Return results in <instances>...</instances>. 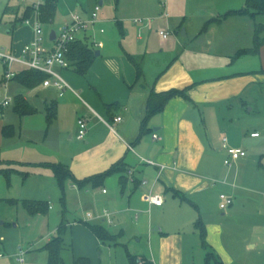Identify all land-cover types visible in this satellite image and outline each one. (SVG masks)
I'll return each instance as SVG.
<instances>
[{"label": "rangeland", "instance_id": "obj_1", "mask_svg": "<svg viewBox=\"0 0 264 264\" xmlns=\"http://www.w3.org/2000/svg\"><path fill=\"white\" fill-rule=\"evenodd\" d=\"M31 1L34 0L26 3ZM100 1L102 4L97 16L101 25L90 27L88 31V41L101 54L97 59L126 49L145 55L146 64L152 67L156 66L157 60L166 64L180 53L182 57L185 54L190 56L188 50L183 53V47L190 45L194 31L199 33L203 25L210 21L198 39V44L204 42L210 47L198 45L201 47L198 53L205 49L202 50L204 53H200L198 67L210 69L211 74H230L231 81L237 82L231 88L232 97L226 110L215 113L202 111L207 133L218 151L215 155L216 173L211 177L208 190V207L204 210V218L220 227L209 228L215 233L214 246L203 248L198 232L190 222L185 221L184 228H171L177 217L185 216L178 207L168 210L165 215L163 223L169 228H161L164 231L163 240H153L147 228H144L143 234L130 236L126 231L122 234L118 224H105L102 226L113 235L114 240L99 241L85 224H100L87 219L89 212L93 215L102 213V209L93 202L92 192L97 189L96 193H99L104 188L111 194L114 185L104 182L97 187L92 183L78 186L68 178L61 188L49 169L52 178L33 186L35 182L25 178V175L29 176L36 165L44 164L42 160L54 156L55 152L67 156L66 159L71 157L70 154L79 151L78 141L63 135L59 142L55 140V144L51 142L54 140L50 135L46 136L54 120L47 122L43 101L49 103L55 100L57 105L59 95L55 90L44 91L38 86L30 89L12 83L7 88L0 85V103L5 98L10 100L3 108L4 114L0 112V124H10L14 128V135L2 139L0 143V253L5 256L0 259V264H46L45 239L40 236L54 235L61 222L72 226L76 253L88 256L92 264H129L128 254L134 257L136 263L149 260L159 264L160 254L166 246H172L170 262L173 259L179 264H204L207 252L213 254L209 264H264V47L257 54H236L239 49L251 47L254 29L253 21L247 16H224L226 12L239 9L241 0H166V12L169 14L166 20L159 18L164 11L159 0H57L53 21L42 26L43 46L52 44L48 39L51 30L59 33L72 14L85 17L94 11ZM26 3L0 1V51L10 53L20 42L18 33L26 26L18 20ZM216 11L222 12L217 15ZM135 19H142L143 23L135 24ZM257 21L264 23V16L258 17ZM118 22L122 25V34ZM100 28L104 30L102 34ZM160 30L169 31L170 35L163 39L158 34ZM22 37H25L24 34ZM174 38L182 44H175L172 41ZM209 41L212 42L210 45ZM4 67L0 61V79L4 75ZM23 70L24 67L17 64L10 67L14 74ZM20 94L26 95L29 105L35 109L34 114L19 116L13 111L14 99ZM68 106L61 117L68 126H72L76 114L71 109V103ZM205 122L198 113L197 127L204 137ZM252 132L258 133V137H251ZM223 137L228 147H238L246 152L245 157L230 167L223 164L219 153ZM230 193L243 196L239 198L243 206L233 209L234 213L229 212L234 205L226 210L219 208L218 195ZM237 195L234 194L233 204L238 203ZM30 197L49 200L51 209L47 216L27 214L19 202ZM8 199H15L18 203L9 204ZM186 208L195 214L191 207ZM199 218L204 223V218ZM152 230L154 233L158 226ZM33 244L35 250L26 253ZM251 244L256 246L249 248ZM19 248L25 254V263L16 261ZM162 259L161 264H167L164 253Z\"/></svg>", "mask_w": 264, "mask_h": 264}, {"label": "crops", "instance_id": "obj_2", "mask_svg": "<svg viewBox=\"0 0 264 264\" xmlns=\"http://www.w3.org/2000/svg\"><path fill=\"white\" fill-rule=\"evenodd\" d=\"M32 2L22 6V12ZM243 3L244 0H241V7ZM101 4L100 1L98 6ZM163 12L159 15V18L166 20L169 14L167 17H163ZM216 12L217 15H220L222 11ZM90 14L82 18H88ZM69 20L70 18L67 22ZM134 23L142 24L143 20L135 19ZM21 24L23 25V23ZM96 25H101L99 18L90 29ZM117 25L122 34V25L119 22ZM25 26L28 28L25 27L18 33L20 42L15 47L13 46L14 48L11 50L15 54H20L23 45L32 38V28L28 25ZM88 31L85 38L84 36L79 37L80 40L89 39ZM160 31H158V34ZM99 32L102 34L104 30L100 28ZM201 32V29L199 33L194 31L190 45L183 47V53L188 50L190 56L185 54L182 57L180 53L166 64L161 60H157L156 66L149 67L146 64L145 55L122 49L121 52H114L97 59V57L101 56L98 51L99 55L96 56L85 76H80L69 68H57L60 75L65 80H68L69 83H67L70 88L58 90L52 86H38L44 91L53 89L59 95L57 105L56 101L52 100L56 105V117L54 123L51 124L52 126L50 125L51 127L48 128L46 136L50 135L49 137L54 140L51 141L50 139V141L54 143L55 140L59 142L63 135L67 136L69 140L76 139L79 151L70 154L71 157L67 159V156L62 153L55 152L54 156L42 160L44 164L34 167V171L37 172L33 171L29 176L25 175V178L27 177L34 181L35 184L33 186H37V184L46 181L45 179L49 180L50 177L52 178L49 169L52 170V165L59 164L65 166L73 178L81 181L84 178L104 173L113 166L119 165L122 168L121 171H112L98 185H103L104 182L112 183L115 187L113 193L109 194L104 188L99 193H96L98 192L97 189L92 192L93 202L99 209H102V213L103 210H106L110 214V221L102 213L93 215L91 212L89 213L92 217L87 219L95 220L101 224H95L99 226L105 224L116 226L118 224L119 228H122V234L126 231L128 234L130 233V236L143 234L145 232L144 228H147L148 234L153 240L157 238L163 240L165 239L162 238L164 231L161 228H169L163 223L165 215L168 210L178 207L185 216L177 217L171 228H184L183 224L185 221L190 222L195 228L194 223L199 217L202 216L204 218V210L208 207L210 196L208 190L211 185V177L216 173L215 155L218 152L211 135L207 133L208 127L204 120L205 118H202V111L215 113L226 110L227 103L232 97L230 94L231 88L237 85V82L231 81L230 74H211L209 73L210 69L207 70L203 66L198 67L200 53H204L202 50H205L203 48H210L204 42L198 44ZM22 34H24V38ZM159 36L161 35L159 34ZM139 39L141 38L139 37ZM172 41L175 44H182L176 38ZM89 43L91 44V42ZM208 43L210 45L212 42L209 41ZM198 45L204 46L200 53H198V49H201V47H198ZM51 46L52 44H49L46 47L49 48ZM128 55L143 57L139 79H136V69L128 60ZM12 83L18 85L11 78L6 79L1 86L7 88ZM172 89L185 90L186 97L178 94L170 97L162 110L150 116L142 127L149 94L151 92H166ZM21 96L28 103L26 95ZM51 102L43 101L45 106ZM69 103H71L73 113L76 114V121L72 123V126H68L61 117L63 112L69 107ZM3 108L0 111L1 114H4ZM198 113L201 114V119L205 122V137L197 127ZM116 117H120L121 120L114 122ZM79 119H83L86 122V135L83 140L77 139V122ZM5 125L10 124H0V143H2V139L10 138L2 135V127ZM152 134H157L160 139L153 140ZM219 153L223 157L224 164L228 154L223 147V143L222 151ZM143 160H150L155 165L146 164ZM159 165L164 166L160 173ZM129 170L132 171V179L128 174ZM72 182L74 183V181ZM142 182L145 183L142 184ZM230 192H233V190ZM149 194L160 196L162 204L159 206L150 204L147 200ZM234 194L237 195L236 193H230L228 196L234 199ZM219 195L218 199L220 200ZM237 197L238 203L233 204V200L230 206H234L230 209V213H234L235 210L233 209L238 210L239 206H243V203L239 200L243 196L237 195ZM24 199L46 200L41 197ZM46 201L49 203V200ZM183 205L191 207L195 214L189 212L188 208L183 207ZM50 209L51 205L49 203ZM48 213L43 216H47ZM204 224L206 242L208 246L213 247L215 233L212 231L213 229L210 230L209 228L220 227L214 226L205 218ZM68 226L70 228L69 239L72 242L74 257L89 258L86 255L76 253L72 240V226L70 224ZM157 226L158 230L153 233L152 228ZM55 235L56 231L54 235H41L40 238L45 239L46 244ZM109 235L114 240L113 235ZM178 245L181 247L180 240ZM255 246L256 244H251L249 248ZM34 248L33 244L32 248L26 253L30 252V250H35ZM163 253L167 257V264L180 263L173 259L170 262L172 246H166L160 254L159 264L163 262ZM24 255H22L23 262L21 263H25ZM180 258L182 260V257H179V260ZM152 260L154 259L152 258ZM149 262L155 264L154 261Z\"/></svg>", "mask_w": 264, "mask_h": 264}, {"label": "trees", "instance_id": "obj_3", "mask_svg": "<svg viewBox=\"0 0 264 264\" xmlns=\"http://www.w3.org/2000/svg\"><path fill=\"white\" fill-rule=\"evenodd\" d=\"M56 2L57 0H43V2L39 5V20L42 24L51 23L53 21L56 10ZM31 13V7L26 6L22 17L18 20V22L22 23V20L30 17ZM230 14L237 16H247L254 23L251 47L239 49L236 54L259 53L260 49L264 45V23L258 22L257 19L260 16H264V0H244L243 6L241 8L226 12L224 16L226 17ZM209 22L210 21H207L203 25L201 31L205 30ZM87 41V39H79L71 43L68 47V51L66 54L68 68L72 69L76 74L80 76H85L88 73L96 58V51L94 50L93 46ZM128 60L133 64L136 69V79H139L141 76V66L143 62V57L128 55ZM5 72L6 67H4V75L0 79V85H2V83L6 80ZM46 78L47 75L42 72L24 68L22 72L14 74L12 80L20 85H23L26 88L31 89L41 85L43 80ZM177 94L182 97H186L185 90L179 91L172 89L161 93L151 92L147 98V109L145 117L142 121V127L143 125H145L147 119L150 116L162 110L163 106L170 97ZM14 100L15 106L13 110L19 116L31 115L35 113V109H33L21 95L15 97ZM1 110L2 107H0V111ZM45 112L47 122H52L56 117V105L54 101L45 106ZM1 132L4 137H12L14 135V128L11 125H5L2 127ZM114 170L121 171L122 168L119 165H116L104 173L78 181L70 175L69 170L65 166L59 164L52 165L54 177L56 178L61 188L63 187V182L68 178L74 181V183L78 186H82L87 183H92L93 186H98L102 182V180ZM7 202L9 204L18 203V201L15 199H8ZM19 203L30 216L46 215L49 210V203L46 200L22 199ZM85 224L100 241L103 242L104 240H112V237L102 226L90 225L87 223ZM194 227L198 232L199 240L202 247L207 249L209 246L205 239V226L200 218L196 220V222L194 223ZM69 229L70 228L67 223L61 222L56 230V235L53 236L43 246V250L47 254L46 264H91L89 258L87 257H74L72 242L69 239ZM211 257H213V254L207 252L204 264H209V259ZM128 259L129 264H151L147 260H139L138 263H136L134 257L129 254Z\"/></svg>", "mask_w": 264, "mask_h": 264}, {"label": "built area", "instance_id": "obj_4", "mask_svg": "<svg viewBox=\"0 0 264 264\" xmlns=\"http://www.w3.org/2000/svg\"><path fill=\"white\" fill-rule=\"evenodd\" d=\"M2 1V0H0ZM20 4L26 3L28 0H18ZM43 2V0H34L28 6L31 7L32 13L30 17L22 20L24 25H28L32 28V38L31 40L24 44L20 54H12L0 51V61L8 68L5 72V79H11L14 76V73L10 71V67L14 64H17L21 67L32 69L35 71L42 72L47 75V78L43 80L42 86L49 87L52 86L58 90H65L70 88V85L66 82V80L60 75L59 69L68 68V61L66 58V54L68 51V47L71 43L79 40V37H86L87 31L90 27H92L97 21L98 16L97 12L99 10V6L96 5L94 11L90 14V16L86 19L82 18L77 14H72L70 20L63 24L59 33L54 34V37L51 39L50 33L48 39L52 42V46L47 48L43 46V24L39 20V5ZM162 7L164 8L163 17H167L168 13L166 12V0H160ZM140 21V20H138ZM159 34L166 38L169 35L168 31H160ZM9 98H5L1 103L0 107H5L9 104ZM120 117L114 118V122L120 121ZM78 132L77 139L83 140L86 135V122L83 119L78 120ZM251 137H257L258 133L253 132L250 134ZM153 140H158L160 137L157 134H152ZM222 143L225 151L228 154V157L224 160V165L230 166L233 161H236L239 158L246 156L245 150L238 147H228L226 145V138H222ZM144 163L155 165L154 162L150 160H143ZM164 166L159 165V173L163 170ZM129 176L132 179V171H128ZM145 182H142L144 184ZM105 192V190H103ZM220 204L219 207L222 210H226L233 202L231 196L226 194H220ZM147 200L150 204L161 205L162 198L158 195H148ZM103 216L108 220L110 219V214L103 210ZM92 217L90 213H87V218ZM110 221V220H109ZM23 251L19 248V253L17 255L16 260L21 263L23 262ZM4 255L0 253V259L3 258Z\"/></svg>", "mask_w": 264, "mask_h": 264}, {"label": "water", "instance_id": "obj_5", "mask_svg": "<svg viewBox=\"0 0 264 264\" xmlns=\"http://www.w3.org/2000/svg\"><path fill=\"white\" fill-rule=\"evenodd\" d=\"M183 33H184V32H183ZM54 34H55L54 31H51V32H50L51 39L54 37ZM98 55H99V52L96 51L95 56H98Z\"/></svg>", "mask_w": 264, "mask_h": 264}]
</instances>
